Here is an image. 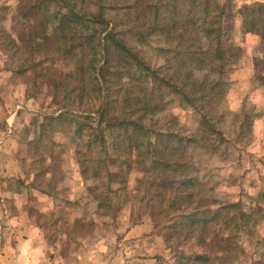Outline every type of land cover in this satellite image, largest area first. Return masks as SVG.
Returning a JSON list of instances; mask_svg holds the SVG:
<instances>
[{"label": "rangeland", "instance_id": "obj_1", "mask_svg": "<svg viewBox=\"0 0 264 264\" xmlns=\"http://www.w3.org/2000/svg\"><path fill=\"white\" fill-rule=\"evenodd\" d=\"M33 1L0 0V37L5 30L18 43L24 41L34 48L43 45L36 50L31 62L20 60L21 51L13 56L9 52L5 55L0 49V142L13 146L10 153L2 157L14 161L4 173L0 170V190L4 195L0 203L13 214L22 212L27 219L37 222L43 228L47 242L56 249L55 254L60 253L67 264L172 262L174 253L167 248L164 235L154 228L148 213L155 203L151 198L156 197L157 183L151 185V175L145 174L144 165H147L140 161L138 152L135 150L128 160L118 162L122 171L109 176L115 179L114 183L112 181L108 186L109 177L102 173L93 181L97 189L91 191L87 186L93 179L84 181L75 150L79 148L82 157L88 152L85 141L74 134V126L55 122V127L51 124L54 131L37 126L35 121L57 115L63 104L69 102L72 112L77 113L93 106L97 100L91 101L87 97L85 101H78L77 92L70 93V97H65L62 91L57 98L52 95L46 78L48 66H34V62L39 54H46L47 58L49 48L55 54L60 51L55 44L47 46L45 32L49 24L43 26L41 17L30 12L28 16L19 15V6L33 4ZM234 4L240 3L234 0ZM54 7L53 4L51 8ZM109 16L113 17L114 13ZM253 37L256 34H236V42L241 48L240 59L225 75L226 94L212 112L216 128L223 131V141H217L210 134L207 136L197 111L185 106L175 95L167 94L165 109L151 112L144 120L146 124L154 125L157 120L173 118V130L195 136L198 143L190 144L184 150L191 159L197 190L210 201L214 200L216 205L237 204L231 208L233 211L238 208L247 211L235 238L237 257L224 260L222 257L215 260L217 264H264V79L261 77L264 74V40L260 35ZM129 38L134 40L131 35ZM136 44L154 67L164 64L158 50L159 46H165L163 38L151 36L148 44ZM62 58L56 55L52 62L60 77L68 71ZM21 63L26 64L28 70L20 71ZM52 65L49 66L53 68ZM196 75L204 79L211 74L203 69L196 70ZM8 118H12L9 121L11 127ZM121 132L117 128L107 134L106 153L100 148L95 149V155L102 160L106 157L113 170H117L118 156H123L120 149H124V143L121 148L117 143ZM205 136L207 139H203ZM155 140V136H151L152 145ZM113 160L115 162H111ZM120 180L123 181L121 184L118 183ZM100 203L106 206L105 210L98 208ZM110 210L112 213L104 214ZM225 230L223 225L214 232L223 236ZM235 230L233 227L232 231ZM173 241L175 246L194 244L192 240L175 237ZM181 242L187 243L181 245ZM214 251V254L218 253Z\"/></svg>", "mask_w": 264, "mask_h": 264}, {"label": "trees", "instance_id": "obj_2", "mask_svg": "<svg viewBox=\"0 0 264 264\" xmlns=\"http://www.w3.org/2000/svg\"><path fill=\"white\" fill-rule=\"evenodd\" d=\"M32 3L21 4L19 15L28 16L30 12L41 17L43 26L49 24L45 32L47 46L55 44L60 51L55 54L49 48L47 58L46 54H39L34 62V66H48L46 78L52 95L57 98L62 91L65 97H70V93L77 92L78 101L87 97L97 100L77 113L72 112L68 102L57 115L35 121L39 128L52 131L51 124L55 127V122L74 126V134L85 141L88 152L82 157L81 150H75L84 181L93 179L87 189H97L93 181L102 173L107 177L119 174L122 166L118 162L128 160L136 150L140 161L147 165L144 172L151 175V185L157 183L156 197L151 198L155 203L148 213L154 228L164 235L167 248L174 253L172 262L161 264H217L215 260L222 257L223 260L237 257L235 238L247 211L239 208L233 211L231 208L237 204L216 205L197 190L191 159L184 150L198 143L195 136L173 130V118L157 120L154 125L144 120L151 112L165 109L167 94L175 95L185 106L197 111L207 136L223 141V131L216 128L212 112L226 94L225 75L240 59L236 34H256L264 40V0L238 6L234 0L222 4L218 0H36ZM53 4L56 7L51 8ZM111 13L113 17L109 16ZM129 35L134 40L128 39ZM151 36L161 37L165 42V46L158 47L164 59L158 68L146 60L136 44H148ZM36 46L24 41L18 43L5 30L0 37V49L5 55L9 52L14 56L21 51L20 60L24 62H31L36 50L43 47ZM56 55H61L67 63L68 71L62 77L52 65ZM18 69L25 71L28 67L21 63ZM203 69L211 75L199 79L196 70ZM261 77L264 79V74ZM117 128L122 130L118 133V147L124 143V149H120L123 156H118L117 170H113L106 157L102 160L95 155V149L106 153L107 134ZM151 136H155L154 145ZM110 177L108 186L115 181ZM98 208L105 210L106 206L100 203ZM110 213L111 210L104 214ZM223 225L226 233L219 236L214 231ZM174 237L192 240L195 245L175 246ZM199 246L203 249L199 250Z\"/></svg>", "mask_w": 264, "mask_h": 264}, {"label": "crops", "instance_id": "obj_3", "mask_svg": "<svg viewBox=\"0 0 264 264\" xmlns=\"http://www.w3.org/2000/svg\"><path fill=\"white\" fill-rule=\"evenodd\" d=\"M220 1L225 2L226 0ZM254 1L256 0H238L240 4ZM10 119L7 120L9 127L12 126L9 122ZM11 130L9 129L10 132ZM1 143L3 142H0V170L2 169V174L14 161L13 159L9 161L3 159L10 153L9 150L13 146H9L7 142ZM3 196V191L0 190V200L3 199ZM26 217L22 212L17 215L13 214L0 203V264H67L60 253L55 254L56 249L47 242L43 228L37 222H32Z\"/></svg>", "mask_w": 264, "mask_h": 264}]
</instances>
